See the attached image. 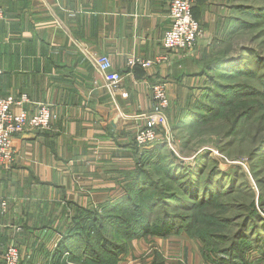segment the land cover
I'll return each mask as SVG.
<instances>
[{"label": "crops", "instance_id": "1", "mask_svg": "<svg viewBox=\"0 0 264 264\" xmlns=\"http://www.w3.org/2000/svg\"><path fill=\"white\" fill-rule=\"evenodd\" d=\"M169 2L0 0V99L25 97L15 112L46 105L55 116L50 130L15 138V164L0 167L6 202L0 264L8 246L17 248L21 264H47L78 209L120 198L142 154L134 137L151 111L150 87L164 84L174 102L184 99L189 81H198L181 54L145 70L126 65L129 58L164 54ZM237 6L236 0H193L204 31L200 52L214 41L208 37L226 31ZM94 55L106 56L109 72L121 76L113 94L90 63ZM198 255L184 254L188 264H202Z\"/></svg>", "mask_w": 264, "mask_h": 264}, {"label": "rangeland", "instance_id": "2", "mask_svg": "<svg viewBox=\"0 0 264 264\" xmlns=\"http://www.w3.org/2000/svg\"><path fill=\"white\" fill-rule=\"evenodd\" d=\"M236 3L250 8L252 14L237 10L235 28L229 27L226 32L208 37V41H214H210L206 52L199 49V42H204L203 25L193 16L202 35L196 41L194 53L179 54L191 64L187 72H198L199 79L186 84L184 99L171 102L168 98L166 131L161 129L157 141L148 149H139L142 155L135 165V171L141 166L157 184L168 182L164 172L153 165L158 156L162 161V165L157 164L160 167L177 163L189 169L191 175L199 176L200 182L221 178L220 193L213 195L210 205L201 207L199 201L194 202L199 225L193 224L188 231L194 234L195 227L207 231L213 234L214 243L204 246L197 239H189L184 228L161 241L142 238L131 242L113 229L107 234L113 241L111 248L124 253L114 263L104 264H152L155 253L156 260L165 264H188L186 250L190 254L199 253L202 264H213L206 260L210 253L204 250L222 252L230 245L238 224L253 211L264 218V0H236ZM261 9L262 14L258 12ZM214 60L223 62L208 71L207 66ZM226 87L251 91L246 97L232 99ZM150 101L152 111L151 98ZM248 107L251 109L245 110ZM153 150L156 153L151 156ZM172 210L191 214L192 209ZM246 251L245 264H264V251L260 253L252 246ZM63 264L82 263L68 260Z\"/></svg>", "mask_w": 264, "mask_h": 264}, {"label": "trees", "instance_id": "3", "mask_svg": "<svg viewBox=\"0 0 264 264\" xmlns=\"http://www.w3.org/2000/svg\"><path fill=\"white\" fill-rule=\"evenodd\" d=\"M238 11L252 14L247 7L237 6ZM260 14L263 10H258ZM238 20L230 18L229 27L235 28ZM224 31V32H226ZM218 62L211 61L207 70H213ZM215 70V69H214ZM232 99L235 97H246L250 89L237 87L236 89L226 87ZM246 92V94L242 93ZM256 95V94H255ZM251 108H245V110ZM156 153L153 150L150 155ZM142 155V154H141ZM158 156L153 162L155 169L162 170L167 184L152 179L151 173L142 170L141 166L134 172L133 178L127 183L123 190L124 194L112 201L100 205L96 209H78L72 218V225L67 229L65 235L58 242L52 254L46 255L47 264H63L69 261H79L82 264H104L106 261L118 260L124 251L121 249L113 251L112 239H108V231L116 229L128 241L146 238L164 239L173 234H179L184 228L189 239H197L204 246L212 245L213 234L207 231L193 229V224L199 225L197 213L193 209L195 201H199L201 207L210 205L213 195L219 194L221 178L213 181L200 182V177L191 175L189 169L179 166L177 163L162 165ZM165 163V162H164ZM159 164V165H157ZM154 168V167H152ZM169 184V185H168ZM173 184V185H172ZM213 186L212 188H208ZM175 187V188H173ZM204 188V189H201ZM219 190V191H218ZM191 210V214H179L172 210ZM189 231V232H188ZM104 235V236H103ZM264 218L258 211H253L251 216L245 217L237 226V231L230 240V245L222 252L204 250L207 259L213 264H245V252L251 246L260 253L264 251ZM220 246V245H219ZM110 247V248H109ZM214 256L212 255V253ZM158 254L152 260V264H165L157 261Z\"/></svg>", "mask_w": 264, "mask_h": 264}, {"label": "built area", "instance_id": "4", "mask_svg": "<svg viewBox=\"0 0 264 264\" xmlns=\"http://www.w3.org/2000/svg\"><path fill=\"white\" fill-rule=\"evenodd\" d=\"M193 0H170L168 6L169 29L162 39L164 54L152 60L129 58L127 67L132 69L140 67L149 69L152 66L165 65L173 54H192L196 50V41L202 33L198 22L192 13ZM3 18V10L0 6V20ZM90 63L95 71L103 76L105 87L112 94L117 91L121 82V76L116 72H109L111 64L106 56H92ZM0 67V75L2 74ZM150 98L153 102L152 111L145 115L144 126L137 130L134 142L138 149H148L157 141L158 132L166 131V111L169 108V100L165 85L153 84L150 87ZM25 97L19 100L12 98L0 99V167L9 169L15 164L16 150L12 145L15 138L39 131H47L51 128L54 115L50 107L39 105L35 113L25 109L15 112L13 108L26 103ZM6 210V202L0 198V215ZM3 264H21V255L16 247L8 246L2 253Z\"/></svg>", "mask_w": 264, "mask_h": 264}]
</instances>
